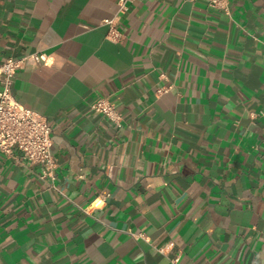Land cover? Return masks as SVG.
Wrapping results in <instances>:
<instances>
[{"label": "crops", "instance_id": "obj_1", "mask_svg": "<svg viewBox=\"0 0 264 264\" xmlns=\"http://www.w3.org/2000/svg\"><path fill=\"white\" fill-rule=\"evenodd\" d=\"M118 2L0 0L64 192L0 150V264H264V0H136L115 41Z\"/></svg>", "mask_w": 264, "mask_h": 264}, {"label": "built area", "instance_id": "obj_2", "mask_svg": "<svg viewBox=\"0 0 264 264\" xmlns=\"http://www.w3.org/2000/svg\"><path fill=\"white\" fill-rule=\"evenodd\" d=\"M136 0H119L116 16L106 19L107 37L120 40L123 36L117 26V19L130 10ZM212 6L229 12L228 0H209ZM45 60L44 54L31 53L22 57H9L0 63V150L12 154L18 148L30 163L42 166V179H51L53 187L64 194L55 184L57 161L51 152L52 127L47 117L18 101L14 95V76L19 69L36 65ZM161 88L158 92L166 91ZM92 111L102 113L117 125L122 115L109 97H100L91 103ZM174 263L179 257L172 259Z\"/></svg>", "mask_w": 264, "mask_h": 264}]
</instances>
